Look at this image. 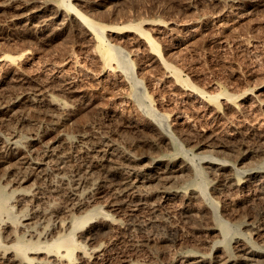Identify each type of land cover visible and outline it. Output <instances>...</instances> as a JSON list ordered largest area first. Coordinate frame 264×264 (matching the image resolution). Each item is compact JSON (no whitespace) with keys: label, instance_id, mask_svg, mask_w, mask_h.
Masks as SVG:
<instances>
[{"label":"rangeland","instance_id":"rangeland-1","mask_svg":"<svg viewBox=\"0 0 264 264\" xmlns=\"http://www.w3.org/2000/svg\"><path fill=\"white\" fill-rule=\"evenodd\" d=\"M38 1L0 0V121L16 110L18 114V118L8 123L10 129L5 128L7 123H4L0 125V132L7 137L13 128L25 137L37 125L43 133L48 131L40 143L28 149L32 151L25 153L35 162H43L40 168L35 166L27 171L24 167L29 164L22 165L23 160H9L0 150V187L5 189L9 185L5 192L12 199H16L20 192L31 193L37 189L32 193H37L38 197L33 201L38 202L28 203L30 208L26 204L20 205L22 210H16L12 222L18 224L25 213L31 214L25 209L30 210L36 204L41 208H68L70 199L66 194L64 196L65 192L52 190L57 184V175L64 170L67 176L69 171L67 177L72 181L69 189L76 187L77 182L86 187L87 163L76 153L80 146L78 142L81 135L102 136L110 149L135 155L139 168L150 165L154 159H162L185 162L189 170L181 174L184 179L176 174L177 179L173 181L176 184L171 185L172 190L183 192L182 201L178 198L164 204V189L151 185V189L141 188L140 191L154 198L152 202L156 208L144 207L132 213L127 205L123 206L125 209L121 208L117 218L120 227L111 240H106L108 243L105 241V253L98 264H119L127 259L170 264L186 251L206 253L214 258L226 246L234 252L237 239L252 246L261 245L260 239L249 232L253 226L264 223V194L258 196L255 184L247 180L252 172L264 175V0L249 3L244 0L247 2L243 1L245 7L241 10L222 13L223 7H218L212 0H42L43 3H52L51 8L44 9L45 18L60 13L57 25L47 33L37 28L38 21L31 26L15 20V15L21 14L19 8L34 6ZM43 3L38 2L37 6ZM81 17L96 25L98 32L91 27L90 31L82 28ZM145 38L151 40L150 44H143ZM109 52L113 54L110 60ZM46 77L54 79L47 87L51 88L52 96L71 106L73 116L65 126L45 117L43 113L49 110L43 107L30 111L31 108L25 106H18L15 111L9 108L12 96L21 93L26 86H43ZM24 81L28 84L23 85ZM65 84H72L75 90L68 91ZM51 125L57 126L52 128ZM196 131L205 134L201 142L208 139L214 143L224 142L222 139L229 135L230 144L235 143L240 152L225 146L221 152L223 156L220 152V155L214 153V144L197 142ZM59 138L73 140L75 150L67 149L69 154L61 161L56 160L57 157L47 159L48 147L56 146ZM246 150L249 155L241 160ZM212 164L229 167L234 181L245 184V189L227 192L228 198L221 192L218 194L216 188L222 184L214 178L216 173ZM228 170L225 174L229 173ZM25 172L27 181L18 184ZM100 176L96 181H103L105 188L97 197H102L105 202L114 193L108 190L119 188L123 180L118 175L105 179V175ZM184 208L189 210L188 215L183 213ZM220 222L230 225L227 239L209 231ZM95 225L96 230H107V225L102 222Z\"/></svg>","mask_w":264,"mask_h":264},{"label":"bare ground","instance_id":"bare-ground-1","mask_svg":"<svg viewBox=\"0 0 264 264\" xmlns=\"http://www.w3.org/2000/svg\"><path fill=\"white\" fill-rule=\"evenodd\" d=\"M36 1H38V0H36ZM243 1L244 0H229L227 2H222L220 0H212V2L215 5H217L218 7L219 6H222L223 7V9L220 11L221 13L224 12V11L231 12L233 10H241L243 7H245L244 6V3L246 4L247 1L249 3L252 0L244 1V3H243ZM38 2L43 3L42 0L41 1H38ZM38 2H36L34 4V6L33 5H25V6H23L24 3L22 2L23 3L22 4L23 7L22 8H19V12H21V14H19V15L16 14L15 16H17V17H15L16 18L15 20H17L18 22L24 23V24L26 23V25L27 24L31 25V24H33V22L38 21L39 23L38 22L37 23L39 25L36 24L37 25V28L40 31L47 33V31H50L51 29H53V25H55V24L57 25V21L59 20L58 17H59V14L60 13L59 12H55L53 14V17L50 16L47 19V18L44 17L46 15V14H44V12H45L44 9L45 8L46 9L47 8H51L52 7V3L51 2H49V3L46 2V3H43L42 5L39 4L41 6H37L38 5ZM75 4H77V3H75ZM20 5H21V3H20ZM54 6H55V4H54ZM74 18H76V17H74ZM61 22H63V21H61ZM79 23H80V26L82 28H84L85 30L90 31V27L95 32H98V30H99L96 25H94L91 21H89L88 19H86L84 17H81L79 19ZM194 23H193V26H194ZM59 26L62 27V23H60ZM186 27H187V25H186ZM191 27L192 26H190L189 28L193 30V28H191ZM35 28H36V26H35ZM172 28H174V27H172ZM174 29H176V28H174ZM183 29H185V28H183ZM85 30H84V32H86ZM187 30H188V28H187ZM81 32H82V30H81ZM171 32H173V29H172ZM174 32H176V31H174ZM112 33H113V31H112ZM117 35H118V33H117ZM170 36H172V35H170ZM173 37H174V35H173ZM170 40H172V39H170ZM141 42H142V40H141ZM150 42H151V40L149 38H145L143 44L144 43L145 44H150ZM88 43H90V42H88ZM165 44H168V43L166 42ZM169 46H171V45H169ZM146 47H148V46H146ZM134 48H136V47H134ZM135 51L137 53L138 50H134V52ZM146 51H148V50H146ZM13 57L14 56H12V58ZM108 58H109V60L112 59L113 58V54L109 52ZM0 61H2V60H0ZM53 64H55V63H53ZM105 66L107 67V64ZM111 67H113V66H111ZM59 78H60V76H59ZM53 80L50 77H46V80L44 81L43 86H40L38 88H31V87L26 86L25 89L21 93L16 94L15 96H12L11 97V100H9V108L12 109V110H14L18 106H25L26 108L30 107L31 109L28 110V111H30V110H33L36 107H43V108H45V110H49V111H46L45 112L42 109V111H44L45 113H43V112H41V113L45 114L46 115V116L44 115L45 117H48L49 119L51 118L52 121H54L53 123L64 124V126H65V124H67L68 122H70L71 117L73 116V115H71V106L67 105L64 102L58 101L57 99H55L52 96V94L50 92V89L51 88L48 89L47 87H49L51 85L50 82L53 81ZM14 81H12V82H14ZM20 84H21V82H20ZM22 84L23 85H27L28 83L24 81V82H22ZM65 85L67 86L66 88H67L68 91H74L75 90V89H73L72 84L71 85L70 84H65ZM63 89H64V87H63ZM189 95L190 94H188V98H189ZM199 98L201 99V96ZM253 100H255V99H253ZM226 103L227 102H225V104H224L225 106H227ZM250 108H251V106H250ZM38 110L40 111V109H38ZM51 110H53V111H51ZM49 112H51V113H49ZM16 118H18L17 110L15 112H12L8 116V118L6 120L3 121L2 118H1L2 121H0V125L2 126V125H4V123H7V124L4 125V127L5 128H7V127L9 128L10 125L8 123L9 122L11 123V121L13 122V120H15ZM17 124H18V122H17ZM56 126H52V128L53 127L55 128ZM37 127H38V125L35 126V127H33L34 128V129L32 128L33 131L30 130L31 129L30 128L29 130L31 131V133L28 132L29 134H26L27 136H25V137H21L19 135L21 132H19V134H18L17 133L18 131L14 130L13 128H11L12 130H11L10 133H8V136L7 137H4L3 134H2V132H0V150L2 151V153H5L6 158H9V160L10 159H13L15 161H17V160L18 161L23 160L24 162L20 161V162H22V165L24 163L26 164V166H27V164H29V167H24V169L27 168L26 169L27 171H28V169H31V168L33 169V167H35V166L38 167V168H40V167H42L44 165V163L41 162V161L35 162L32 159V156L31 155H29V154L26 155L25 154L27 151H29V152L32 151V150H28V149H30L32 146L34 147V145H36L37 142L42 141L45 138V135H46L45 133L48 132V131H46V132L43 133V130L42 129L41 130L39 129L40 126L38 128ZM155 129H156V127H155ZM7 131H6V133H7ZM4 132H5V129H4ZM241 132L242 131H240V133ZM189 133H191V131ZM195 133H196V137L199 139L197 142H199L202 139L203 140L205 139L204 132L196 131ZM159 134H160L159 136H161V133H159ZM127 136H128V134H127ZM129 136H131V135H129ZM78 137H79V135H78ZM132 137H131V139H133ZM62 138H63V136H62ZM220 139H222V138H220ZM222 140H224V142H221V141L220 142L218 141V142L220 144L224 145V146L220 145L217 142H215V143H217V144H215L214 142H212V140L209 141V139H208V141H205V142L202 141V142L209 144V146H211V145L214 144L213 145V146H215L214 147V153H218L219 155H220V153L222 152V150H223V148L225 146H228V148L229 149L231 148V150H233L234 152L239 151L238 146L235 145L234 142H233L234 143L233 145H232V143L230 144V142H232V141H230L231 139L229 138V135H228V137L225 136ZM57 141L56 142L58 144H60V146H58V144H57L56 146H50V147H48V150L46 149L47 150L46 151V158L47 159L50 158L49 160H51L52 157H55V158L57 157L56 160H60V159L64 158V156H67V154H69V153H67V152H69L67 149H70V148L73 149V147H74L73 140H71L69 138H65V139H60L59 138ZM79 141L80 142H78V143H80V146H79L78 150L76 151V153H77V155L79 157H81L87 163V169H88V171L87 172L85 171V174H86V179L88 180V182H87L88 183L87 184L88 186L86 185V187H83V185H81V183H78L77 182L76 187H74L73 189H69L70 188L69 187L70 186L69 184H71L70 182H72L67 177L68 174H69L68 173L69 171H67V176H66L65 175L66 172L63 170V172L65 174L62 173V172H60V174L58 173V175H57L58 181L56 182L57 184L54 185L53 188H52V190L54 192H56V191H64L65 192L64 193V196L66 194L68 196V198L70 199V205L68 206V208L66 206H65L66 208H63L62 207V208H58V209H55L54 206H53L54 208L53 207L45 208L47 206L43 207L44 206L43 205L42 206L44 208L43 209V208H41L40 205H37L36 204L35 206H32V208L30 210L28 208H26L25 211H30L31 214L29 215V214L25 213L22 216L21 221H19V223L16 224V223L12 222L13 217L15 216L14 213L16 212L17 209H18V212H19V209L21 208L20 205L26 204L25 206H27L28 203L30 205L32 204L31 202L33 201V199L35 197H38V196H36L37 193H35L37 191V189H35L36 191L35 190H31V193L20 192L19 195H18L19 197L17 196L18 199H17L16 196H15L16 199H12V197L10 195H8L7 192H5V189L9 185L6 186L5 189L0 187V264H98L99 261H100V259H101V257H103L104 256V253H105V245H104L105 244V241L108 240V239L111 240V237H113L112 235H114V233L120 227L117 218H118V215H119L118 213L120 212L121 208L123 206L125 207V205H127L128 208L130 209L131 213H132V212H135V211L139 210L140 208H144V207H155L154 203L152 202L154 198L151 197V195L148 196L147 194L141 193V191H140L141 188H145V189L149 190V189H151V185H152V187H154L153 185L162 187L164 189V191L162 192L164 194V196L162 195V198L165 201L164 204L165 203H169L170 204V202H174L178 198L181 200V194L183 192H181L179 190H175V189L172 190L171 185H172V183L173 184H176V183L173 182L174 180L177 179V177L175 176L176 174L179 173L180 174V178H182L184 176V174H185L184 173L185 170H187V169L189 170V167H188L187 163H185V162L184 163L183 162L181 163L180 162L182 160L179 161L180 163H177V162L176 163H173L172 161H169L168 162V161H164L162 159H154L153 162L150 165H147V166H144L142 168H139L137 166V159L134 157L135 155L132 156L131 154H128V153H126V154L124 152L122 153V151L119 152L118 149H112V148L110 149L109 146H106L108 143L106 142V138L105 137H102V136L96 137L95 136L93 138V137H88L86 135H81ZM131 141H133V140H131ZM135 141H136V139H135ZM213 141H214V139H213ZM202 142L200 141L199 143H202ZM104 143H107V144H104ZM227 143H229L230 145L227 144ZM236 143H237V141H236ZM73 150H75V149H73ZM168 150L170 151V149H168ZM225 151H223V152L225 153ZM255 151H257V150H255ZM244 152H243V154H244ZM251 152H253V151L250 150V153ZM42 153H44V152H42ZM221 154H222V156L224 155L223 153H221ZM243 154L241 153V156ZM5 155H4V157H5ZM219 155H217V156H219ZM247 155H249V151L246 150L245 154L241 157V160L242 159H245L247 157ZM23 156H25V157H23ZM25 160H27V162H25ZM44 160H46V159H44ZM29 162H31V163H29ZM64 162H66V160ZM15 163H17V162H15ZM57 163H59V162H57ZM208 165H210V164H208ZM84 166H85V164H84ZM203 166H205V165H203ZM212 166L214 167V169L212 168ZM212 166L210 168H212L215 171V173H216V174L213 173L215 175L214 178L215 179H218L219 180V183L222 184L220 186V188H216V191L218 192V194L221 192V193H223L222 194L223 196L225 195L224 197H227V196L229 197V195L227 194V192H231L233 190H237V191L240 190L241 191V190H244L245 189V184H239V183H236L234 181L235 180L234 179V175H233V173H231L232 170L231 171L228 170L229 167L226 168L227 166L221 165V164H218V165L212 164ZM17 168H19V167H17ZM227 170L229 171V173H226L225 174V171H227ZM60 171H62V168L60 169ZM18 172H20V171H18ZM76 172H78V171H76ZM70 173H72V172H70ZM182 173H184L183 176L181 175ZM24 174L25 175H23L20 178L17 176L19 178L18 179V182L19 183L17 182L18 184H22V183H25L27 181L28 174H26V172ZM213 174H211V175H213ZM20 175H21V173H20ZM100 175H105V176H103V179H105L104 177H111V176H117L118 175V176L122 177V180H123V183H122L121 186H119V188H113V189H109L108 188L109 189L108 191H111V192H114V193L111 194L109 200H107L105 202L102 201V197H97L98 195L100 196L101 190L103 188H105L104 185L102 186L103 181H102V183H100L101 181L100 182L99 181L98 182L96 181L97 178H100L101 177ZM72 176H75V175H72ZM77 176H79V175H76L75 177H77ZM98 176H100V177H98ZM177 176H179V175H177ZM184 178L185 177H183L182 179H184ZM9 179H11V178H9ZM55 179H56V177H55ZM13 181H15V180H13ZM78 181H79V179H78ZM211 182H212V180H211ZM247 182H251L252 184H255L254 187H256L255 188L256 191L259 192L258 196L264 194V175H263V173H261V172H254L253 173L252 172L251 174L248 175ZM106 186H108V185H106ZM215 186H217V185L215 184ZM71 188H72V186H71ZM32 191H35V192L32 193ZM214 191H215V189H214ZM192 192L195 193L194 191H192ZM254 192H255V190H254ZM189 193H190V191H189ZM60 194L62 195L63 192H60ZM58 195H59V193H58ZM198 195H199V192H198ZM64 196H63V198H64ZM192 196H194V195H192ZM157 197H158V195H157ZM199 197H198V199H199ZM220 197L221 196H219L218 199H221ZM37 199H39V198H37ZM234 199H236V198H234ZM37 202L35 201V203H37ZM231 202L232 203H235L233 200ZM66 203H67V201H66ZM175 203H177V202H175ZM28 207L30 208L29 205H28ZM259 207H260V205H259ZM247 209H248V207H247ZM20 210H22V209H20ZM252 211H253V209H252ZM183 213H186L187 214V213H189V210L186 208ZM219 213H220V211H219ZM98 222H100V224L102 222L103 224H106L107 225V230H105V232L104 231L101 232L100 230H98V229L96 230L95 229V226H96L95 224L98 223ZM85 227H89V229H87ZM250 227H252V226H250ZM84 228H85V230H84ZM175 229H178L179 230V228H175ZM250 229H251V231L248 230V231H250L249 233L252 232V234L254 236H256V238L258 237L260 239L259 241H260V244L261 245H253L252 246V245L244 242L243 240H238L237 239V242H235L236 245H235V247L233 249L234 252H231V248L228 247V246H226L224 248V250L222 249V251L220 253L218 252L219 254H217L214 258H211L206 253H198V252H194V251H186V252H184L180 256V258L177 259V257H176L175 260L171 261L170 264H264V223H261V224L259 223L257 226H253ZM230 230H231V228H230V225H229L228 222H220L218 225H216L214 227H211L209 229V231H211L212 233H214V235L216 234V235L222 236L225 239H227V237L229 236ZM219 236H217V237H219ZM256 238L254 237V239H256ZM83 240H85L87 242L82 243ZM117 240H119V239H117ZM212 240H213V238H212ZM235 241H236V239H235ZM114 244H116V243H114ZM211 244H210V246H211ZM207 250H209V249H207ZM106 252H107V250H106ZM201 252H204V251H201ZM142 262H139L137 259L136 260H131V259L128 260L127 259V260L121 261L119 264H153L152 262L151 263H142Z\"/></svg>","mask_w":264,"mask_h":264}]
</instances>
